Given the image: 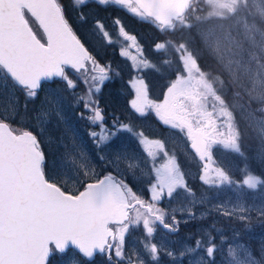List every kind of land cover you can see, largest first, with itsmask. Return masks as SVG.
Returning <instances> with one entry per match:
<instances>
[{
  "label": "snow or ice",
  "instance_id": "snow-or-ice-1",
  "mask_svg": "<svg viewBox=\"0 0 264 264\" xmlns=\"http://www.w3.org/2000/svg\"><path fill=\"white\" fill-rule=\"evenodd\" d=\"M89 2L73 0L82 21L86 20L83 8ZM94 2L118 6L152 23L166 37L153 44V51L164 54L165 65L174 57L173 79L162 102H157L150 98L142 75L145 70H156L157 64L144 55L136 35L130 34L118 17L114 19L123 42L119 54L131 62L136 73L129 81L134 90L130 108L141 117L154 113L163 125L186 138L194 155L203 162L199 179L209 188L264 189V171L256 173L246 166L242 180L235 181L213 156L217 147L245 156L241 141L251 132L262 145L254 159L264 164V0ZM95 23L108 45L119 43L102 22ZM132 50L137 54L133 55ZM205 54L219 66V74L201 67ZM114 75L118 73L110 63L102 64L77 36L60 0H0V93L7 92L16 105V92L23 93V121L28 119V102L35 101L47 84L58 80L66 89L76 90L79 81L84 88L79 95L73 92L75 103L82 105L84 112L79 115L95 129L88 133L93 153L73 144L72 150L60 158L58 170L66 179L57 183L46 174L47 157L41 137L50 123L47 117L59 115V99L46 97L30 117L36 121L35 132L0 118V264H54L65 257L66 264H96L98 257L103 264H160L161 255L173 264L178 259L183 264L185 256L198 252L203 253L198 264H217L226 238L215 224L202 229V238L178 255L154 242L144 243L143 253L126 251L130 229L141 228L148 241L157 224L170 233L178 232L181 221L158 205L180 191L190 197L193 190L177 157L166 151L165 143L141 131L136 133L138 144L153 162L154 180L147 189L148 200L133 191L127 178L137 167L135 158L114 144L119 133H133V128L118 118H113L109 127L99 106L102 86ZM237 110L241 111L243 127L234 115ZM17 111L12 109V119ZM161 153L164 162L157 164ZM93 157L102 165L103 175L96 173ZM122 165L123 173L118 171ZM81 176L90 182L81 181ZM68 182L81 183L82 190H67L64 184ZM213 211L243 222L245 230H250L253 211L256 222L264 224V202L255 207L210 205L199 218ZM182 212L189 219L197 218L191 208ZM166 216L171 222L165 221ZM213 232L219 234V242ZM234 235L236 243L226 245L225 264H264V243L253 250L239 241L238 232Z\"/></svg>",
  "mask_w": 264,
  "mask_h": 264
},
{
  "label": "rangeland",
  "instance_id": "rangeland-1",
  "mask_svg": "<svg viewBox=\"0 0 264 264\" xmlns=\"http://www.w3.org/2000/svg\"><path fill=\"white\" fill-rule=\"evenodd\" d=\"M73 14V21L82 32L80 34L96 53L100 62L102 64L110 63L113 71L118 73V75L113 76L112 80L105 82L98 95V99L99 106L104 111L105 124L111 127L113 118H118L121 122L128 123L133 128V133L121 132L114 141L115 145L126 149L127 154L134 157L137 163V167L133 169V172L130 173L127 178V182L133 187V191L137 192L143 199L148 200L149 193L147 189L150 181L154 180V174L152 173L153 162L147 157L146 153L142 151L141 146L138 144V136L136 133L141 131L145 136L152 139H160L165 143L166 151H168L170 155H175L177 157V161L181 166V171L185 175L187 185L193 190V195L190 197L187 193L180 191L179 194H174L171 200L164 199L158 205L170 215L174 213L176 219L181 221L178 232L170 233L157 224V230L154 236L148 241L145 240V233L141 228L135 231L130 229L129 235L126 237V251L131 249L143 253V244L154 242L161 248H167L178 255L185 247L192 245L196 239L202 238V229L208 228V226L212 224H215L216 228L222 229V233L226 238V244L222 247L221 252L217 256V264H225L227 253L226 245L227 243H236L237 238L234 234L237 232L240 234L238 238L240 242L246 243L247 246L251 247L253 250L258 249L260 244L264 243V224L256 222V212L253 211L251 213L253 221L250 230H245L243 222L235 218L216 214L215 211L204 219H200L199 217L210 205L214 206L219 203L224 204L225 207L231 205L238 206L240 204L249 207L258 206L260 203L264 202V189L253 191L246 188L236 189L235 186L231 188L224 186L217 189L209 188L205 185L199 179L203 162L194 155L186 138L169 126L163 125L154 113L141 117L130 108L129 102L134 98V90L131 88L129 81L135 77L136 73L131 67V62L122 58L119 54V47L123 45V42L120 40L118 32H115L112 29L113 27L111 28V18L103 22L100 17L92 19L86 17V20L82 21L79 19V13L74 12ZM96 21L102 22L105 29L111 34L112 39L114 41H119V43L108 45L105 38L99 30L96 29ZM143 53L157 64L156 70H145L142 73L149 87L150 98L157 102H162L166 93V88L173 79V74L176 70L174 57L171 58L172 63L165 65L162 63V59L164 58L163 53L157 54L153 51V48L145 46H143ZM132 54L136 55L137 53L132 50ZM200 64L205 70L211 69L214 74H219L220 72L219 66L216 65L211 56L207 54L204 55ZM69 76L74 80L76 79L73 73H69ZM77 84L78 88L76 90L66 89L61 81L47 84L44 91L41 92L35 101L28 102V119L23 121L21 120V117L25 116L23 109L25 97L23 93L19 91L16 92V96L19 98V105L10 101L7 92L0 93V118L9 119L13 126H19L21 124L24 126L26 122H29V114L32 111L36 113V111L41 108L46 97L51 100L54 95L59 99V103L56 105L59 110V115L52 113L47 117L50 123L47 124L45 134L41 137L43 141L42 147L47 157L46 174L57 183H61L66 179V177L60 175L58 168L60 158L67 151L72 150L73 144H75L77 148L82 146L88 154L94 151V145L88 133L90 130L95 129L90 127L87 119L79 115V113L84 112L82 105H77L75 103L73 92L79 95L83 92L84 88L79 81H77ZM253 107H256V105L253 104ZM14 108H18V111L15 113V118L12 119L11 117L14 115L12 109ZM234 115L240 122L241 127H243L244 120L241 111H235ZM33 122L35 132L36 121L33 120ZM250 135L251 140L242 139L241 141V150L245 154L243 157L230 151L221 150L219 147L213 149V156L217 165L224 168L235 181L242 180L246 166L256 173L264 171V164H260L254 159L262 145L253 137L251 132ZM61 144L66 145L67 148L61 147ZM163 162L164 157L161 153L156 163L159 164ZM93 166L96 173L103 175L104 169L99 162L94 161ZM118 171L123 173L125 171V165H122ZM80 180L85 181L88 180V178L81 176ZM88 182H90V180H88ZM64 187L72 192H75L77 189L82 190L81 183L77 182L65 183ZM238 192L240 195H238ZM201 201H203V203H201ZM186 208H191L197 218L189 219L187 215L182 212V209ZM186 219L188 220L187 223L184 222ZM226 219L232 220L233 224L224 222ZM165 221L171 222L168 216L165 217ZM213 235L217 236V241L219 242V234L213 232ZM71 255H73V253H71ZM202 255V252H198L191 256H185L183 258V264H198ZM67 260L68 257H65L62 260L54 262V264H66ZM170 260L169 257L161 255L160 264H173L169 262ZM96 264H103V260L98 257ZM175 264H181V261L178 259Z\"/></svg>",
  "mask_w": 264,
  "mask_h": 264
},
{
  "label": "trees",
  "instance_id": "trees-1",
  "mask_svg": "<svg viewBox=\"0 0 264 264\" xmlns=\"http://www.w3.org/2000/svg\"><path fill=\"white\" fill-rule=\"evenodd\" d=\"M60 2L65 7L66 15L69 19V22L72 24L77 36L80 38V40L85 44V46L89 49L90 52L93 53V55L96 56V53L91 49L89 44L86 42V40L83 38V36L80 34L82 33L81 30L77 28L76 23L73 21L74 18V12L79 13V9L74 5L73 0H60ZM83 13L87 18H96L100 17L101 21L105 22V20L111 18V28L118 32L117 27L114 25V19L118 17L122 23L125 29L130 33L136 35L138 41L145 47H151L153 44L158 40H164L165 34L159 32L157 28L149 22L141 21L140 19L132 16L125 10H121L118 6H101L94 2V0H91L87 7L83 8ZM86 24H89L88 22H85ZM37 30L38 33L41 34V31ZM97 57V56H96ZM99 60V58L97 57ZM100 61V60H99ZM69 73L72 74L71 71ZM58 81V80H57ZM56 82V81H55ZM53 82V83H55ZM34 111H32L29 114V122H26L24 125L25 127L31 129L34 131V122L30 117L34 115ZM238 117V116H237ZM28 121V120H27ZM238 121V119H237ZM240 124V122L238 121ZM17 126V125H14ZM241 126V124H240ZM251 135L249 132V138H245V140H251Z\"/></svg>",
  "mask_w": 264,
  "mask_h": 264
},
{
  "label": "bare ground",
  "instance_id": "bare-ground-1",
  "mask_svg": "<svg viewBox=\"0 0 264 264\" xmlns=\"http://www.w3.org/2000/svg\"><path fill=\"white\" fill-rule=\"evenodd\" d=\"M224 222H226V223H228V224H233V221L230 220V219H226V221H224ZM169 262H170V263H173L172 260H170Z\"/></svg>",
  "mask_w": 264,
  "mask_h": 264
},
{
  "label": "flooded vegetation",
  "instance_id": "flooded-vegetation-1",
  "mask_svg": "<svg viewBox=\"0 0 264 264\" xmlns=\"http://www.w3.org/2000/svg\"><path fill=\"white\" fill-rule=\"evenodd\" d=\"M39 35V34H38ZM40 36V35H39ZM51 84H53V83H51ZM69 255H71V253L69 254Z\"/></svg>",
  "mask_w": 264,
  "mask_h": 264
},
{
  "label": "water",
  "instance_id": "water-1",
  "mask_svg": "<svg viewBox=\"0 0 264 264\" xmlns=\"http://www.w3.org/2000/svg\"><path fill=\"white\" fill-rule=\"evenodd\" d=\"M91 1V0H90ZM42 33V32H41ZM43 35V34H42ZM165 230V229H164Z\"/></svg>",
  "mask_w": 264,
  "mask_h": 264
}]
</instances>
